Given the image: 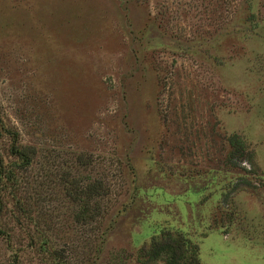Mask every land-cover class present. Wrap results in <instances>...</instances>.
<instances>
[{"label": "rangeland", "instance_id": "374dc122", "mask_svg": "<svg viewBox=\"0 0 264 264\" xmlns=\"http://www.w3.org/2000/svg\"><path fill=\"white\" fill-rule=\"evenodd\" d=\"M19 143L38 154L17 196L45 223L9 204L0 264H142L163 230L201 264H264V0H0L6 164ZM51 163L105 184L91 251L77 205L45 198Z\"/></svg>", "mask_w": 264, "mask_h": 264}, {"label": "trees", "instance_id": "16d2710c", "mask_svg": "<svg viewBox=\"0 0 264 264\" xmlns=\"http://www.w3.org/2000/svg\"><path fill=\"white\" fill-rule=\"evenodd\" d=\"M228 142L230 144L229 157L231 159L251 161L253 155L246 152V146L243 145L244 142L237 135L229 136ZM10 152L15 159L11 164H6L0 154V234L5 232L1 230V226H3L2 218L5 216L9 204H12L10 209L12 212L11 216L17 213L16 219H18L23 211L22 215L26 213L25 218L34 221V227L39 230L43 221H37L36 218H33L35 215L32 214L33 210H30L31 206L24 199L17 196V186L23 181V175H19V172L22 173L24 170H28L34 164L38 151L35 146L19 143L17 145L12 144ZM74 164L78 169L82 166L86 171L91 168V162L83 161L80 156L76 157ZM49 166L52 171L50 175L55 178L58 177V179L55 181L51 180L54 185L49 189V193H46L45 198H48V202L55 201L58 193L69 204L77 205L79 211L75 219L86 231L84 235L86 245L87 247L90 246L88 251H91V248L93 249L97 245L95 243L92 247V242L100 239V235L97 236V231L105 214V207L100 201L101 198L107 195L105 184L99 179L91 180L88 176L80 177L72 175L71 172H61L59 171L60 164L55 166L54 163H51ZM37 217L49 220L46 213L40 209ZM45 226L49 229L47 223ZM41 240L40 247H45L47 245L46 238ZM140 258L145 261L142 264H201L198 245L192 243L180 231L170 230H163L159 236L153 237L149 246L141 250Z\"/></svg>", "mask_w": 264, "mask_h": 264}]
</instances>
